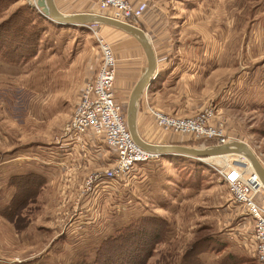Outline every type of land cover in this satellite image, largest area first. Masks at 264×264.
<instances>
[{"label": "rangeland", "instance_id": "obj_1", "mask_svg": "<svg viewBox=\"0 0 264 264\" xmlns=\"http://www.w3.org/2000/svg\"><path fill=\"white\" fill-rule=\"evenodd\" d=\"M158 1L175 23L188 16L192 23L203 16L205 49L215 55L207 53V70L214 63L217 73L206 81L207 95L216 94L215 101L208 100L217 112L214 121L226 125L230 140L246 142L264 165V0ZM32 3L0 0V23ZM94 11L98 13L96 4ZM45 23L34 57L9 63L0 56V264H92L100 242L141 215H158L169 223L165 239L156 245L147 264L178 263L197 240L203 241L204 249L210 241L221 244L213 245L217 250L200 254L206 264H218L230 254L243 256L239 264H258L253 220L244 205L231 200L227 183L207 160L158 156L135 163L128 180L142 181L136 188L135 182L129 185L131 193L118 195L115 189L106 196L105 232L101 234L103 226L98 221L80 238L68 233L66 227L86 196L80 186L88 174L78 184L72 201L69 195L59 202L44 201V182L9 185L12 175L43 171L33 162L25 164L22 156L30 157V153L14 160L9 159L11 154L24 150L41 153L38 144L59 141L65 135L92 60L100 62L94 31L112 47L105 39L104 24L63 27ZM184 28L179 34L195 31L187 25ZM115 97L124 103L126 114L128 97L124 101L121 92ZM157 127L155 132L162 134L164 141L195 147L213 144L212 140ZM37 158L34 161L42 157ZM244 160L238 163L248 164ZM113 165L110 161L103 169ZM247 168L251 169L249 164ZM44 212L48 216H43Z\"/></svg>", "mask_w": 264, "mask_h": 264}, {"label": "crops", "instance_id": "obj_2", "mask_svg": "<svg viewBox=\"0 0 264 264\" xmlns=\"http://www.w3.org/2000/svg\"><path fill=\"white\" fill-rule=\"evenodd\" d=\"M131 1L133 3L140 1L147 3L145 11L135 24L148 37L155 53L158 74L161 73L160 77L152 82L151 88H147L143 92L139 100L136 117L137 132L142 139L150 143H176L173 140L164 141L162 134L160 135L158 131L155 132L154 126H157L149 114L148 106L152 105L177 116H190L209 103L211 104V102H208L209 99L215 101L216 94L214 92L212 93L214 98L212 94L207 95L206 81L211 75L217 73L214 63L207 70V53L213 55V57L215 55L205 49L207 35L202 31L203 16H198L197 20H193L192 23L189 16L185 17L182 22L176 20L178 23H175L174 18L167 15L161 1ZM54 3L58 10L65 14L97 12L94 11L95 4L92 0H54ZM186 25L195 31L188 32L187 35L179 34L181 33L180 30L185 29ZM104 26L107 32L105 39L112 44L116 56L114 90L115 93L121 92L125 101L145 69L146 58L135 38L116 27L106 24ZM209 39H211V36H209ZM92 62L90 73L82 81L83 84L96 75L100 62L98 63L95 60H92ZM220 101L221 94L219 91L218 102ZM38 147L42 149L41 153L24 150L25 152L18 155L11 154L9 159L14 160L23 154L30 153V157H22L27 160L25 164L33 162L39 168H42L43 171L38 170V172H44V177H46L43 185L44 192L41 194L44 201L49 198L59 202V198L61 200V197L66 195H69V200L72 201L76 195L77 186L83 177L89 174L91 170L93 171L94 168L96 170L97 168H105L110 164V161L113 164L116 158L115 150L105 144L101 135H94L91 130L84 133L81 138L68 135L60 143L54 141L47 144H38ZM181 157L185 156L174 155L162 158L176 160ZM34 158H41L42 161L41 159L38 162L34 161ZM158 158H161V156ZM35 169L38 168L29 170ZM128 176L129 174L122 179L111 180L110 182L103 180L89 194L83 196L80 206L83 213L77 214L75 211L71 213L73 218L69 221L66 231L74 235L77 234V238H80L82 237L81 234L90 227L96 226L95 224L100 221L103 226L101 234L105 232L106 196H109L111 191L115 189L118 195L123 191L131 193L129 185L135 182L134 187L136 188L138 183L142 181L128 180ZM134 177L135 175H133ZM137 198L140 201L143 199L142 197ZM106 203H108L107 200ZM42 215L48 216L45 212ZM90 262L92 263V261Z\"/></svg>", "mask_w": 264, "mask_h": 264}, {"label": "built area", "instance_id": "obj_3", "mask_svg": "<svg viewBox=\"0 0 264 264\" xmlns=\"http://www.w3.org/2000/svg\"><path fill=\"white\" fill-rule=\"evenodd\" d=\"M93 2L98 13L133 25H136L147 7L145 1L133 3L131 0H93ZM96 24L98 23H91L90 26ZM94 34L100 51L98 70L95 77L82 86L65 135L56 142L60 143L68 135L81 138L84 133L91 130L94 135H101L105 144L115 150L116 158L112 167L97 169L86 176L80 186L82 195L89 194L103 180L110 182L126 177L135 163L158 157V154L145 150L133 140L123 111L124 105L115 97L114 51L97 32L94 31ZM148 111L155 125L162 130L190 134L194 138L212 140L215 144L230 141L226 125L214 121L217 112L211 105L190 116L170 114L152 105L148 106ZM244 158L247 159L242 154L226 153L221 154L219 158L210 156L204 160L209 161L210 166L227 183L231 200L244 205L246 213L253 220L255 259L258 264H264V186L253 169L247 168L246 162L245 165L238 163L239 159ZM75 212L82 214L83 209L79 207Z\"/></svg>", "mask_w": 264, "mask_h": 264}, {"label": "trees", "instance_id": "obj_4", "mask_svg": "<svg viewBox=\"0 0 264 264\" xmlns=\"http://www.w3.org/2000/svg\"><path fill=\"white\" fill-rule=\"evenodd\" d=\"M50 21L35 6L27 4L14 11L0 23V56L9 63H19L34 57L39 48L41 34ZM156 76L155 80L160 77ZM151 83L148 89L151 88ZM31 180L45 183V177L33 171L12 175L9 185ZM43 183V184H44ZM169 231L168 221L158 215H141L127 225L118 228L114 234L103 239L96 248L92 264H147L155 247L163 241ZM208 242L207 249L221 245ZM203 241L197 240L188 247L180 262L174 264H206L200 254L205 252ZM243 256L226 255L218 264H239Z\"/></svg>", "mask_w": 264, "mask_h": 264}, {"label": "water", "instance_id": "obj_5", "mask_svg": "<svg viewBox=\"0 0 264 264\" xmlns=\"http://www.w3.org/2000/svg\"><path fill=\"white\" fill-rule=\"evenodd\" d=\"M35 6L46 18L54 22L57 26L63 27H86L91 23L106 24L116 27L131 35L141 46L145 58L146 66L141 76L132 87L126 104V122L133 140L147 151L158 154V156H185L204 160L207 157L226 153H238L246 157L253 171L258 176L264 186V165L249 145L241 140H230L222 144H210L205 146H189L179 143L156 144L145 141L140 137L136 127V117L138 103L143 92L155 80L158 70L157 62L152 45L145 32L138 26L113 19L109 16L95 12H75L65 14L58 10L54 0H33Z\"/></svg>", "mask_w": 264, "mask_h": 264}, {"label": "bare ground", "instance_id": "obj_6", "mask_svg": "<svg viewBox=\"0 0 264 264\" xmlns=\"http://www.w3.org/2000/svg\"><path fill=\"white\" fill-rule=\"evenodd\" d=\"M215 157H220V155H215L214 157H212L211 156V158H215ZM245 159V158H244ZM247 162H248V164L250 165V162H249V160H247V159H245ZM250 167H251V165H250ZM251 169H252V167H251Z\"/></svg>", "mask_w": 264, "mask_h": 264}, {"label": "snow or ice", "instance_id": "obj_7", "mask_svg": "<svg viewBox=\"0 0 264 264\" xmlns=\"http://www.w3.org/2000/svg\"><path fill=\"white\" fill-rule=\"evenodd\" d=\"M235 177L233 176V179H234Z\"/></svg>", "mask_w": 264, "mask_h": 264}]
</instances>
